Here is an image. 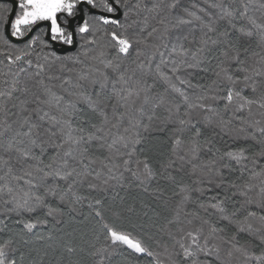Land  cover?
Wrapping results in <instances>:
<instances>
[{
    "label": "snow or ice",
    "instance_id": "snow-or-ice-1",
    "mask_svg": "<svg viewBox=\"0 0 264 264\" xmlns=\"http://www.w3.org/2000/svg\"><path fill=\"white\" fill-rule=\"evenodd\" d=\"M77 252L264 264V0L0 3V264Z\"/></svg>",
    "mask_w": 264,
    "mask_h": 264
},
{
    "label": "trees",
    "instance_id": "trees-1",
    "mask_svg": "<svg viewBox=\"0 0 264 264\" xmlns=\"http://www.w3.org/2000/svg\"><path fill=\"white\" fill-rule=\"evenodd\" d=\"M0 3H2V2H0ZM250 147H251V151L249 152V156L251 157L252 152L258 151L259 149L256 146H251V142H250ZM248 166H249V168L251 167L250 161L248 163ZM225 174L228 175L227 172ZM236 176H239V171H237L234 175L229 176V178L230 179H235ZM247 178H248V174L245 173L243 179L239 180L238 183L243 184L244 181L247 180ZM121 194L123 195L124 193L122 192ZM130 195L131 196H137V197L140 196V194L138 192H136V191H132ZM197 195H198V193H193V199H195ZM229 195H230V193H229ZM194 207H195V205H192V204L188 205V209L189 210L193 209ZM87 213H88V209L85 207L84 214L87 215ZM56 219H61V217H56ZM62 219L65 221V223L63 225L58 226V227H62V229H63L62 233H55L54 232V230L52 229L51 225L53 223H55V220H50V224L48 226V229L45 230V229L38 228L36 230L37 234L47 235L48 231H53L54 235L59 237L63 233H73L71 236L64 235L63 236V240L61 241V243H71L73 246H76L78 248L80 246H82V245L84 247H87V244L85 243V241H89V242L93 241V237L91 235L92 226H91L90 223H88V222L71 223L67 216L63 217ZM81 219H82V217H81ZM73 229H75V232H73ZM136 234H138V230H137V232H134V235H136ZM165 239H167V238H165ZM145 241H146V243H148L152 247H155L153 242L151 240H148L146 237H145ZM100 242H102V237H101V241L96 242V243L99 244ZM241 242L243 243V239L241 240ZM168 243H169V245H171L172 242L168 241ZM257 243H258V241H257ZM39 247L43 248L42 245L39 246ZM254 251L256 252V254H259L260 248L256 247L254 249ZM69 259H70V257L68 256V254L64 253L65 262H67ZM71 259H80L81 264H91V258L88 257L86 253L77 252L76 254H74L71 257ZM130 262H131V264H145L144 260H141V261L138 262L134 257H130ZM45 264H47V259L45 261ZM111 264H129V262L125 261L123 256L117 255V256H114L112 258ZM253 264H254V262H253Z\"/></svg>",
    "mask_w": 264,
    "mask_h": 264
},
{
    "label": "water",
    "instance_id": "water-1",
    "mask_svg": "<svg viewBox=\"0 0 264 264\" xmlns=\"http://www.w3.org/2000/svg\"><path fill=\"white\" fill-rule=\"evenodd\" d=\"M0 2H6V0H0ZM59 47V46H58Z\"/></svg>",
    "mask_w": 264,
    "mask_h": 264
}]
</instances>
